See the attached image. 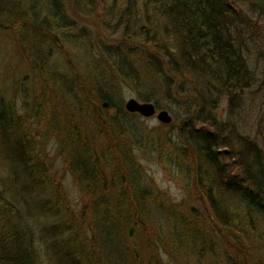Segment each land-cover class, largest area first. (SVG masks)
Masks as SVG:
<instances>
[{
  "label": "rangeland",
  "instance_id": "374dc122",
  "mask_svg": "<svg viewBox=\"0 0 264 264\" xmlns=\"http://www.w3.org/2000/svg\"><path fill=\"white\" fill-rule=\"evenodd\" d=\"M24 1L0 3V199L17 210L0 216V264L18 223L34 234L36 264H69L71 252L81 250L91 262L115 264L106 262L116 258L102 247L101 237L109 236L104 228L118 231L123 258L138 256L140 264H264V217L246 213L231 190L242 179L233 158L243 152V140L264 159V11L247 3L250 28L240 21L231 28L249 68L238 91L226 96L194 72L166 73L152 83L145 56H153L142 48L145 62L136 69L147 82H127L110 59L127 43L120 29L113 35L119 14L110 26L101 23L114 0L85 15L71 7L73 32L52 31L49 38L22 21ZM174 39L171 51L179 46ZM53 62L58 80L47 73ZM140 95L153 100L142 102ZM100 97L114 107L103 108L109 101ZM131 99L159 106L172 123L157 115L125 118ZM215 119L228 138L221 145H231L218 155L222 171L200 152L199 137L212 134ZM106 205L114 216L103 214ZM5 207L0 203V212ZM139 211L147 225L127 217ZM133 219L139 226L129 231ZM243 237L249 245L235 246Z\"/></svg>",
  "mask_w": 264,
  "mask_h": 264
},
{
  "label": "trees",
  "instance_id": "16d2710c",
  "mask_svg": "<svg viewBox=\"0 0 264 264\" xmlns=\"http://www.w3.org/2000/svg\"><path fill=\"white\" fill-rule=\"evenodd\" d=\"M100 1H104L105 6H107V0H26L24 1V5L27 4L28 11L21 19L26 25L37 31V33H44L48 38L49 35L53 36L52 31L62 32L64 36L73 32L72 30L76 27L75 22L72 21L73 18L68 16L71 7L76 11H80L83 15L90 14L94 12ZM114 1L113 10L108 13L105 21L101 20V23L110 26L114 22L113 17L119 14L116 18L117 24L113 25L116 27V29L114 27L113 35H116V32L120 29L123 32L122 37L125 38L124 41L127 43L122 48L112 53L110 52V59L119 63L121 69H119L121 71L120 75L127 82L133 84L139 80L143 81V83L147 82V78H143L140 71L136 69L137 63H141L137 61L145 62L146 59L152 66L149 68L152 83L154 81L158 82V79L162 81L163 79L161 80V78L166 73L174 74L176 72L178 73L177 76H180L181 74H185L184 71H188L208 77L211 90L212 84H214L215 87L213 88L218 95L223 94L227 96L228 94H235L238 91L244 75L248 74L247 70L249 67L248 61L243 56V48L239 47L240 45L237 44V41L232 39V35L230 34L231 28L236 21H240L241 25L249 27L252 23L246 21L247 13H244L243 7L247 3H250V6L258 7L264 11V0ZM0 3H2V0H0ZM8 12L5 11V13ZM25 18L26 20H24ZM51 22H54L53 26ZM51 26L52 29H50ZM48 29L50 30L48 31ZM170 36L175 37L174 41L179 45L177 49L172 51L168 48V43L170 44L173 41L169 40ZM134 43H138L139 45H133ZM140 48H142L143 52L151 53L153 57L149 58L145 56L144 59L142 52L139 50ZM132 50H135L137 53L134 54L135 51L133 53ZM138 51L141 52V55H139L140 52ZM178 66L181 68V71ZM57 68L58 65L55 62L52 63L51 67H48L47 73L50 78L60 79ZM59 74L61 73L59 72ZM64 77L67 79L65 82L70 81L68 76ZM90 83L85 79L81 81L82 85ZM100 99L108 100L109 105L114 107L110 99L106 97H100ZM140 100L142 102H152L153 99L151 95H140ZM157 108L159 109V106ZM117 110L120 113L122 112L121 108H117ZM128 116L129 114L125 112L124 117ZM211 124L212 128H214L212 134L211 132H204L199 137L200 152L209 164L214 166L215 169L222 171L223 167H221L222 164L220 166L218 155L224 149H229L231 145H221L222 143L220 142L222 141L224 144L228 138L224 137V134L218 130L216 119L212 120ZM243 141V152L233 158L240 162L237 166L241 171L242 179L239 180L241 181L240 184L232 182L231 190L238 194L246 213L264 217L263 154L252 141ZM29 153L31 154L30 149ZM84 165L87 167L88 163ZM237 178L235 176L233 180L236 181ZM210 190L212 191V188ZM131 201L136 203L133 198ZM0 203L7 206L4 212H0V216L7 217L10 213H16L15 211L17 210L12 211V207L5 201L0 199ZM214 204L215 202H213ZM105 207L108 211L105 213L102 210L104 215H115L114 212L109 211L111 206L106 205ZM127 217L129 219L136 218L140 220L142 225L148 224L145 215L140 211L135 213L129 212ZM8 219L11 220L12 217ZM134 219L127 222L133 228H129V231L134 230L133 226H139ZM19 221L22 220L20 219ZM132 221H135V223H132ZM16 227L13 230L14 239L9 244V251L6 252L7 255L2 256L5 262L3 264H36L34 261L37 258L35 253L36 246L33 240L34 234L28 226L21 227L22 230H19L20 225L18 223ZM107 231L109 232V236L101 237V240L104 242L102 247L104 245L107 256L112 255L116 259L106 260V262L140 264L138 256L134 255L135 258L133 260L130 257L128 260V256L123 258V254H127V251L125 250L126 248H122V240H120L118 231L116 232L115 230L112 233L110 230L104 228L101 232ZM110 234L113 236H110ZM248 240V237H243L242 240L237 238L236 241L238 243H234V245L239 247L242 242L241 248L244 243L249 245ZM110 243L113 249L109 248ZM73 246L78 249L79 244H74ZM71 253L73 255L67 257L69 264H99L98 258H96L97 263L95 261L91 262L85 256L83 250ZM103 263L105 264V260H102Z\"/></svg>",
  "mask_w": 264,
  "mask_h": 264
},
{
  "label": "water",
  "instance_id": "95a60500",
  "mask_svg": "<svg viewBox=\"0 0 264 264\" xmlns=\"http://www.w3.org/2000/svg\"><path fill=\"white\" fill-rule=\"evenodd\" d=\"M108 106V103L103 104L104 108H108ZM125 109L130 114H138L146 119L153 118L157 115L159 122L166 125L171 124L173 120L167 111L158 112L156 106L153 103H141L135 99H131L126 103Z\"/></svg>",
  "mask_w": 264,
  "mask_h": 264
}]
</instances>
